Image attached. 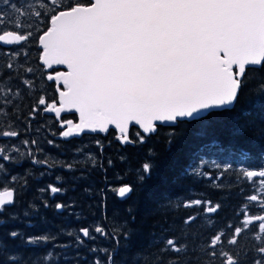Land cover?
Instances as JSON below:
<instances>
[{"label": "trees", "instance_id": "16d2710c", "mask_svg": "<svg viewBox=\"0 0 264 264\" xmlns=\"http://www.w3.org/2000/svg\"><path fill=\"white\" fill-rule=\"evenodd\" d=\"M19 3L23 5L24 0ZM0 11L6 18L14 15L2 3ZM26 19L31 22L34 17ZM41 27L37 24L32 31ZM13 52L19 55L13 57ZM39 52L36 35L19 44L0 46V78L14 94L19 91L7 106L8 114L0 116V122H10L19 132L17 137L0 136V148L8 149L12 157L0 160L4 165L0 188L14 190V203L0 214V248L6 246L8 254L23 256L32 264H95L97 260L107 264L108 253L115 264H168L169 260L188 264L189 259L207 264L208 257L200 251L206 249L207 237L217 230L230 235L226 225H238L243 219L238 215L241 206L249 205V215H264L259 207L264 195L254 192L256 178L254 183L242 176V170L264 169V68H246L247 86L233 106L210 110L195 119L177 120L170 126L158 124L154 133L143 134L131 126L129 134L136 142L121 145L117 131L111 128L60 136L59 121H74V112L55 119L40 106L34 116H29L39 96H46L49 103L57 101V88L63 87L46 79L48 73L60 67L46 69L39 63ZM8 62L13 64L10 70L6 68ZM27 68L33 72H26ZM17 77L31 80L32 87L22 86ZM138 132L145 136L143 143L137 139ZM50 140L53 143L49 144ZM146 162L153 167L144 174L142 165ZM68 164L73 167L67 168ZM140 175H144L143 180ZM123 183L133 185L134 190L120 199L115 189ZM50 184L61 191L51 193ZM251 194H258L260 199L246 201ZM195 199L219 204L220 208L206 213L203 205L184 207L185 201ZM57 203L65 207L58 211ZM188 216L197 219L184 224ZM258 223L254 221L236 245L225 243L223 248L240 251L242 246L257 243L253 235ZM97 226L107 234L97 233ZM82 227L89 229V237L80 235ZM125 230L132 234L130 246L119 235ZM12 231L20 236L11 237ZM40 235L51 239L22 243L29 236ZM260 235L264 237V233ZM172 237L187 246L186 252L164 250L162 241ZM49 252L52 257L44 261Z\"/></svg>", "mask_w": 264, "mask_h": 264}, {"label": "snow or ice", "instance_id": "6c2138e0", "mask_svg": "<svg viewBox=\"0 0 264 264\" xmlns=\"http://www.w3.org/2000/svg\"><path fill=\"white\" fill-rule=\"evenodd\" d=\"M0 3L14 13L6 18L4 11H0V42L19 44L36 35L42 65L47 69L53 65L65 66L66 70L53 69L54 74L46 77L63 86L62 90L57 88L58 104L56 100L49 103L46 96H39L29 112L30 117L34 116L44 106L43 111L60 118L66 108L74 109L79 122L61 120L65 129L60 132L62 137L85 129L106 132L109 126H114L121 145L134 144L136 141L129 134L130 122L148 134L156 131L157 121H176L199 116L203 110L233 106L247 86V66L264 68V0H24L23 5L19 0H0ZM29 16L34 20L29 22L26 19ZM37 24L42 27L33 32ZM5 25L8 30H4ZM18 55L19 52L12 53L13 57ZM6 68L12 69L13 64L8 62ZM25 71L32 73L33 69ZM17 79L22 86L32 87L31 80ZM261 88L264 89V83ZM18 95L19 91L14 94L12 87L0 78V116L8 114L7 106ZM143 134L136 133L140 143L144 142ZM18 135L10 122H0V136ZM96 143L100 145L99 141ZM8 151L0 148V160L12 159ZM66 167L70 169L73 165ZM152 167L146 162L142 172L147 174ZM3 169L0 163V170ZM242 176L254 183V178L259 177L254 192L264 193V169L242 170ZM139 178L143 180L144 175ZM48 189L51 193L61 191L51 184ZM133 190V185L122 184L115 192L123 198ZM258 194L245 199L257 202ZM13 203V190L5 187L0 191V214ZM201 205L206 213H215L220 208L219 204L211 205L210 201L200 199L184 202L185 208ZM55 207L59 210L65 205L57 203ZM248 207L247 203L241 206L238 215L243 219L238 225H226L230 235L217 230L207 237L206 249L200 250L208 257L207 264L217 261L218 264H264V237L260 235L264 233V215H249ZM259 207L264 212V200L259 201ZM196 219L188 216L183 223ZM254 221L259 222L253 235L257 243L242 246L240 251L223 248L225 243L236 245ZM79 231L84 237L90 236L88 228ZM95 231L107 234L100 226ZM9 235L16 238L20 233L12 231ZM119 235L131 245V233L125 230ZM50 239L46 235L29 236L22 243L37 244ZM76 239L82 242L79 236ZM114 239L118 242V237ZM162 243L164 250L186 252L187 246L174 237L165 238ZM52 255L49 252L44 261ZM0 264H32V261L8 254L5 246L0 248ZM107 264H115L110 253ZM168 264L178 261L169 260ZM188 264L200 262L189 259Z\"/></svg>", "mask_w": 264, "mask_h": 264}, {"label": "water", "instance_id": "95a60500", "mask_svg": "<svg viewBox=\"0 0 264 264\" xmlns=\"http://www.w3.org/2000/svg\"><path fill=\"white\" fill-rule=\"evenodd\" d=\"M10 45H12V44H5V43H3V42H0V46H3V47H7V46H10ZM38 47L40 48V45H39V43H38ZM39 60V59H38ZM39 63L40 64H42V62L39 60ZM52 67H60L58 70H55V71H64V70H66L65 69V66H62V65H53ZM248 67V66H247ZM47 69V68H46ZM235 70V69H234ZM51 74H54V72H50ZM50 73H48V74H50ZM47 74V75H48ZM61 90H62V88H60ZM57 104H58V91H57ZM231 107V106H230ZM225 108H229V107H225ZM215 109H221V108H213V109H208V110H203L202 111V114L201 115H199V116H194V117H190V118H188V117H186V118H178L177 120H182V119H185V120H190V119H195V118H198V117H201V116H203V115H205L207 112H209L210 110H215ZM42 111H43V109H42ZM44 113H46V114H50V115H54V117H55V119H59V118H57L56 117V115H55V113H53V112H45V111H43ZM75 113L76 114V119L73 121L74 123H78L79 122V114L77 113V112H75V110L74 109H68V108H66L62 113H61V115L62 114H65V113ZM176 120V121H177ZM176 121H157V122H155L156 123V126L158 125V124H161V125H164V126H170V125H174L175 124V122ZM58 126L59 127H61V121H59V123H58ZM131 126H134V127H137L138 129H139V131L140 132H142V130L139 128V126L138 125H136L134 122H130V124H129V127H131ZM62 128V127H61ZM109 128H111V129H114L115 131H117L115 128H114V126H109ZM108 128V129H109ZM63 130H65L64 128H62V131ZM95 132H100V131H95ZM81 133H94L93 131H91V130H88V129H85L84 131H82ZM81 133H79V134H74V135H72V136H78V135H80ZM152 133H154V132H152ZM72 136H70V137H72ZM123 184H127V183H123ZM120 186H122V184L121 185H119L118 186V188L120 187ZM5 188V187H4ZM4 188H0V191H3L4 190ZM11 190H13L11 187H9ZM13 192H14V190H13ZM118 196V195H117ZM127 196V195H126ZM125 196V197H126ZM119 197V196H118ZM125 197H123V198H125ZM120 199H123V198H121V197H119ZM7 206H9V205H7ZM58 210V209H57ZM61 209H59L58 211H60ZM82 228H84V227H82ZM81 229V228H80ZM79 229V230H80ZM79 233H80V231H79ZM80 235L83 237V238H85L81 233H80Z\"/></svg>", "mask_w": 264, "mask_h": 264}, {"label": "rangeland", "instance_id": "374dc122", "mask_svg": "<svg viewBox=\"0 0 264 264\" xmlns=\"http://www.w3.org/2000/svg\"><path fill=\"white\" fill-rule=\"evenodd\" d=\"M259 177H257L255 180L257 181V184H258V181H259ZM259 195H264V193H259ZM260 199V196H259V198H258V200Z\"/></svg>", "mask_w": 264, "mask_h": 264}, {"label": "bare ground", "instance_id": "6f19581e", "mask_svg": "<svg viewBox=\"0 0 264 264\" xmlns=\"http://www.w3.org/2000/svg\"><path fill=\"white\" fill-rule=\"evenodd\" d=\"M42 185V184H41ZM121 185V184H120Z\"/></svg>", "mask_w": 264, "mask_h": 264}]
</instances>
